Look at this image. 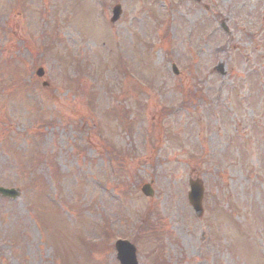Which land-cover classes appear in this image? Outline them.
Instances as JSON below:
<instances>
[{"label": "rangeland", "instance_id": "1", "mask_svg": "<svg viewBox=\"0 0 264 264\" xmlns=\"http://www.w3.org/2000/svg\"><path fill=\"white\" fill-rule=\"evenodd\" d=\"M263 84L264 0H0V264H264Z\"/></svg>", "mask_w": 264, "mask_h": 264}, {"label": "water", "instance_id": "2", "mask_svg": "<svg viewBox=\"0 0 264 264\" xmlns=\"http://www.w3.org/2000/svg\"><path fill=\"white\" fill-rule=\"evenodd\" d=\"M120 6L117 5L113 9V15L111 21H115L120 14ZM175 68V67H174ZM176 72V70H175ZM41 75V70L38 72ZM142 192L146 195H152V190L148 184H144L141 188ZM202 186L197 181H190V190L188 192V200L194 211L200 215L202 212L201 198H202ZM17 191L14 189H6L0 187V194L13 198L17 195ZM117 258L121 264H137L135 257V248L132 244L126 241L116 242Z\"/></svg>", "mask_w": 264, "mask_h": 264}, {"label": "trees", "instance_id": "3", "mask_svg": "<svg viewBox=\"0 0 264 264\" xmlns=\"http://www.w3.org/2000/svg\"><path fill=\"white\" fill-rule=\"evenodd\" d=\"M145 220H146V219H145ZM145 220L142 219V223H143V224H146V221H145ZM156 264H157V263H156ZM158 264H160V263H158Z\"/></svg>", "mask_w": 264, "mask_h": 264}]
</instances>
